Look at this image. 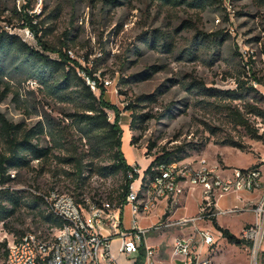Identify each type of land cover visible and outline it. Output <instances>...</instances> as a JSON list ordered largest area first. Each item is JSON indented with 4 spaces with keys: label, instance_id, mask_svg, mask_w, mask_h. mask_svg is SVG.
Instances as JSON below:
<instances>
[{
    "label": "rangeland",
    "instance_id": "rangeland-1",
    "mask_svg": "<svg viewBox=\"0 0 264 264\" xmlns=\"http://www.w3.org/2000/svg\"><path fill=\"white\" fill-rule=\"evenodd\" d=\"M20 11L37 15L35 22L44 27L46 38L52 43L59 44L65 40L64 32H71L68 55L88 71H94L103 85V98L117 110L121 152L125 162L139 170L132 190H140L144 171L155 156L165 151H180L185 155L181 162L189 168L198 167L204 159L220 173L254 165L261 166L264 173V118L247 114L251 129L260 135L253 138L246 129L235 125L225 111L215 109L214 97L205 93L210 89H236L240 79L255 91L245 92L243 101L233 104L255 106L264 114V6L260 0H223L220 7L205 12L185 6L160 7L149 0H120L116 5L104 0H0V26L38 47L32 31L24 27ZM41 20L44 25L39 24ZM15 66L10 56L2 57L0 112L24 130L42 125L45 133L34 141L51 146L47 133L69 123L65 113L71 109L45 96L41 86ZM95 93L101 95L98 89ZM107 112L113 122L114 110ZM133 118L136 123L131 128ZM68 137L76 139L82 151L90 147L91 142L80 139L79 133ZM231 140L242 145L243 150L222 143ZM4 151L5 144L0 139V152ZM54 153L50 160H32L29 166L8 172L10 181L0 187L6 193L1 205L12 212L0 221V244L6 241L8 245L13 238L20 239L34 231L48 232L44 217L49 213L42 195L57 190L76 197L78 191L64 173L72 167L59 161L57 156L64 154ZM123 182L122 174L109 178L90 176L83 197L117 205ZM188 190L169 199V209L177 210L174 219L188 220L201 213L204 204L200 187ZM12 193L18 198L16 205L7 198ZM235 195L219 197L221 211L232 206ZM243 206L238 205L236 213H221L218 219L233 232L240 230L236 236L245 239L243 230L255 223V216L251 212L253 223L242 227L252 220L249 210L253 204ZM165 208L162 202L158 203L151 213L140 217V224L166 225L165 216L157 222ZM131 221V211L126 207L123 223L130 226ZM195 226L219 235L207 218ZM195 226L189 223L163 227L149 236L185 227L192 233ZM171 239L172 235L168 246L158 243L163 253L171 248ZM7 245L0 247V264H6ZM214 248L216 264H251L249 245L241 248L219 239ZM256 264H264V239Z\"/></svg>",
    "mask_w": 264,
    "mask_h": 264
},
{
    "label": "trees",
    "instance_id": "trees-1",
    "mask_svg": "<svg viewBox=\"0 0 264 264\" xmlns=\"http://www.w3.org/2000/svg\"><path fill=\"white\" fill-rule=\"evenodd\" d=\"M104 1L114 5L120 3V0ZM149 1L158 4L160 7L178 8L185 6L199 12L220 7L223 3V0ZM260 1L261 5L264 6V0ZM19 15L24 21V27H28L32 31L38 47L27 44L20 36L9 33L0 26V73L2 72V57L4 55L10 56L13 63H16L15 69L34 79L41 86L45 96L71 109V112L65 113V118L69 119L70 122L51 128L47 133L50 136L51 146L44 147L38 141H34L45 133L42 125L39 124L33 129L24 130L21 128V124L10 122L0 112V139L5 144V151L0 152V187L10 181L8 172L11 169L25 168L29 166L32 160H50L54 156V152L58 151L64 154L63 157L57 156L59 161L72 167L70 171H64V173L70 177L75 185V190L78 191L76 197H73L78 204L87 206L85 197H83V189L90 176L97 175L101 178H109L122 174L124 179L121 185L122 193L116 205L119 206L124 202L126 195L131 190L132 183L139 177V174L135 172V167L125 162L121 152V131L117 110L103 98V85L93 75L94 71H88L68 55L72 47L68 42V40H71L70 31L64 32L65 40L59 44L52 43L47 40L44 27H40L35 22L37 15L32 16L23 11H20ZM44 23V20L39 21L40 25H44ZM145 42H148L147 39H145ZM151 45L153 46L154 42H151ZM50 53L56 54L57 57L51 56ZM82 73L96 81L101 95L97 96L90 88ZM249 90L255 91L253 87L248 86V83L239 79L236 89L224 91L210 89L205 90V93L214 97L213 105L215 109L225 111L232 117L235 125L246 129L253 138H259L260 135H258L256 129H251L249 118L246 116L247 114L255 115L263 120L264 114L262 111L255 106L248 107L245 104H233L238 100L243 101L245 92L247 93ZM193 92H197V90ZM108 109L114 110L116 114L113 122L108 119ZM135 123L136 120L133 118L131 128ZM74 133H79L80 139L86 138L91 142L87 150H80L76 139L68 137L69 134ZM222 143L235 146L241 150L244 148L233 140L223 141ZM179 153L180 151H165L161 155L155 156L144 171L142 188L159 174L156 167L183 161L185 155ZM257 166L254 165L253 167ZM129 172L132 173L131 178L128 177ZM3 192L0 191V221L8 218L12 212L1 205V198L6 196V193ZM7 196L10 202L14 205L17 204L18 198L15 193ZM92 202L101 205L100 201L94 200ZM167 215L168 212L165 216ZM44 220L47 223L46 228L48 230L51 228L59 229L63 226V221L52 214L45 216ZM210 220L229 243L237 246L252 245L250 241L238 238L228 229L220 227L215 216ZM6 245L7 242L4 241L0 244V247H6ZM144 256L145 249L142 247L138 257L139 264L142 263ZM4 258L7 264V250L4 253Z\"/></svg>",
    "mask_w": 264,
    "mask_h": 264
},
{
    "label": "built area",
    "instance_id": "built-area-1",
    "mask_svg": "<svg viewBox=\"0 0 264 264\" xmlns=\"http://www.w3.org/2000/svg\"><path fill=\"white\" fill-rule=\"evenodd\" d=\"M86 83L95 92L96 81L82 73ZM159 174L139 191L130 190L119 206L110 202L98 205L85 198L87 207L57 190L42 195L49 214L61 219L63 226L51 228L47 233L31 232L21 239L16 238L7 245V264H100L101 259H111L110 239L118 236L119 252L131 257L132 264H139L140 250L145 256L140 264H157V249L147 244L153 230H161L167 225L160 223L142 226L141 216H147L163 199L183 195L186 189L200 187L203 193L200 215L180 221L185 226L197 221L217 216L218 213H236L239 207L217 211L216 198L229 193H254L259 191L258 200L250 208L255 223L243 230V236L252 243L251 264L257 263L258 251L264 239V173L261 166L234 169L229 174L220 173L217 167H209L202 159L198 167L189 168L183 162L156 167ZM135 172L139 170L135 167ZM132 177V173H128ZM128 206L132 221L127 229H122L121 211ZM245 209V208H244ZM246 210V209H245ZM108 231V236L104 234ZM216 244L213 232L197 228L186 236L177 237L172 245V254L178 264H215L210 250Z\"/></svg>",
    "mask_w": 264,
    "mask_h": 264
},
{
    "label": "crops",
    "instance_id": "crops-1",
    "mask_svg": "<svg viewBox=\"0 0 264 264\" xmlns=\"http://www.w3.org/2000/svg\"><path fill=\"white\" fill-rule=\"evenodd\" d=\"M225 166L228 167V168L230 167L227 164ZM232 168H234V167H232ZM226 170H232V169H226ZM219 172H220V170H219ZM224 174H226V173H224ZM194 189H195V187L194 188H190L188 190V192L190 190H194ZM201 191H202V189H201ZM229 194H236L235 195V202L232 204V206H230L229 208H226L224 210H229V209L238 207V205H242V206L244 205L243 207H245L247 205L254 204L258 200V198L260 196V192L259 191L254 192V193L243 192L241 194L240 193H229ZM201 195H202V199H203V193H201ZM160 202H162L165 205L166 208H165V210L162 211L161 215L158 216L157 222H159L160 219L162 220V219H165L166 218V223H167L166 225L167 226H165L164 228H167V227H170V226H174V225H179V221L180 220L174 219V215L176 214L177 210L176 209H171V210L169 209V199H163ZM126 207L129 208L128 206H125L123 208V210L121 211V214H120V216H121V222H122V225H121V228L122 229H127L129 227V226L124 225V223H123L124 214H125V208ZM215 207H216V210L218 212L221 211V207L219 206V197L218 196L216 197V205H215ZM167 212H168V215L165 216V214ZM249 214H251V212ZM219 215H220V213H218V215L216 216V220H217L218 225L220 227L224 228V229H228L233 235L236 236L239 233L240 230L238 231V233H235L229 227H227L226 225L220 224L219 223V219H218ZM164 216H165V218H164ZM183 219L185 220L187 218H183ZM253 219H254V217L252 215V220L244 222V224L242 225V227L244 225H246V224L253 223ZM145 227H147V226H145ZM189 230H190V228L188 229V228L185 227L182 230L176 229V230H174V232H170L169 234L166 233L167 235L164 232L163 234H157L155 236H148L147 244L148 245H151V246H154L157 249V264H178V260L172 254V245H173V243H174V241H175V239L177 237L189 235L190 232H191V231L189 232ZM181 231H183V232L186 231L185 232L186 234H183ZM216 232L219 235H215L216 236V244L214 246H216L218 244L219 239L224 240V242H226V243H228L230 245L237 246L235 244L229 243L228 240L225 237L222 236V233L218 229L216 230ZM108 233H109L108 231H105L104 232V234L107 235V236H108ZM170 235H172V239H171L172 245H170L171 248L170 249H165V253H163L161 251V248L158 245V243L165 242L166 243L165 245L168 246L170 244L169 243V240H168L169 237H170ZM110 245H111V255H112V258L110 260L109 259H105V258L104 259H101L100 260V264H132L131 257H128V256H126L124 254H121L119 252L120 240H119L118 236L112 237L110 239ZM214 246L211 248L209 254H210V257H212L211 259L215 263V260H214L215 254L214 253H215V249L216 248H214ZM243 246H245V245L237 246V247H241L242 248Z\"/></svg>",
    "mask_w": 264,
    "mask_h": 264
}]
</instances>
